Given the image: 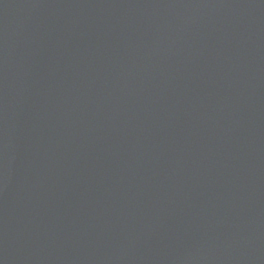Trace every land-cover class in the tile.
I'll return each mask as SVG.
<instances>
[{"label": "water", "instance_id": "obj_1", "mask_svg": "<svg viewBox=\"0 0 264 264\" xmlns=\"http://www.w3.org/2000/svg\"><path fill=\"white\" fill-rule=\"evenodd\" d=\"M0 264H264V0H0Z\"/></svg>", "mask_w": 264, "mask_h": 264}]
</instances>
